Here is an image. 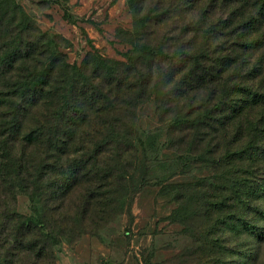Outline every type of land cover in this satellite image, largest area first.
Segmentation results:
<instances>
[{"label": "trees", "instance_id": "trees-1", "mask_svg": "<svg viewBox=\"0 0 264 264\" xmlns=\"http://www.w3.org/2000/svg\"><path fill=\"white\" fill-rule=\"evenodd\" d=\"M146 1L127 0L137 39L123 52L124 60L105 57L91 45L93 51L80 63H70L59 49L56 34L41 30L18 0H0V183L8 191L28 194L30 214L10 211L7 216L14 214L18 221L12 236L20 243L25 244L22 237L35 230L36 240L34 237L27 245L32 248L28 250L37 248L35 256L59 244L63 237L86 232V222L95 210L100 220H108L114 211L122 212L137 190L133 183L136 162L147 155V148L137 139L134 118L137 107L156 95L153 61L169 58L164 41L160 37L150 39V27L160 25L168 14L162 7L164 0H156L148 9L144 8ZM227 4L235 9L245 6L246 13L241 26L231 27L230 21H224L238 44L237 78L232 83L222 80L217 93L202 100L198 109L172 120L175 126L196 129L204 136L209 130L213 132L195 158L217 169L199 182L211 187L214 195L202 193L196 209L186 217L200 221L190 227L192 243L182 249L183 256H196L194 264L233 263L225 258L233 251L224 234L256 246L264 242V225L246 219L254 211L264 220V181L253 182L244 168L245 162L254 161L259 154L257 142L264 137L259 119L249 111L264 105V0H227ZM63 15L68 16L66 10ZM212 30H206L208 39ZM180 46L174 47L172 56L189 60L194 70L188 75L208 66L219 73L218 66L227 62L216 61L212 68V64L206 65L210 56L207 49L192 51ZM240 52L251 56L241 57ZM241 68L252 77L244 76L246 71L241 73ZM236 93L244 94L248 104L242 116L234 103ZM229 123L234 129L230 140L235 145L231 149L225 144ZM82 124L92 129L85 130L84 151L79 158L66 164L49 163L27 152L30 145L40 141L46 152L55 151L53 154L62 158L66 141H72ZM202 135L199 133L196 140L201 142ZM52 170L61 172L62 178L53 180L48 175ZM84 177L90 184L78 203L74 202L73 209L56 211L62 208L63 198L73 185ZM50 196L60 199L57 206L49 204ZM4 259L0 254L1 264Z\"/></svg>", "mask_w": 264, "mask_h": 264}, {"label": "rangeland", "instance_id": "rangeland-1", "mask_svg": "<svg viewBox=\"0 0 264 264\" xmlns=\"http://www.w3.org/2000/svg\"><path fill=\"white\" fill-rule=\"evenodd\" d=\"M18 1L41 30L56 34L59 49L70 63H80L87 53L93 51L91 45L105 57L124 60L123 52L137 39L133 32L134 14L129 10L127 0ZM182 1L164 0L162 7L168 14L160 25L150 27V39L155 41L156 37H160L169 58L153 61L151 70L154 72L152 81L156 95L137 107L134 118L137 139L145 143L147 155L145 153L144 158L139 157L136 162L133 183L137 190L128 205L125 204L120 213L111 211L113 214L108 220H100L95 210L86 222V232L70 238L63 237L59 244L35 256L37 248L28 250L32 248L27 247L28 241L34 237L36 240L35 230L22 237L25 244L20 243L12 236L18 221L14 214L12 218L7 216L10 211L30 214L28 194L18 190L8 191L0 183V254L5 258L2 264H194L196 256H183L182 249L192 243L189 229L200 221L186 217L196 209L202 193L214 195L211 187L205 188L199 182L211 177L217 169L195 158L213 132L209 130L204 136L196 129L185 130L175 126L172 120L178 114L198 109L202 100H208L209 95L217 93L216 88L222 80L232 83L237 78L240 69L235 70V48L238 44L234 41L231 27L241 26L246 13L245 6L235 9L227 4V0H196L192 4H189L190 0ZM155 2L147 0L144 8L153 7ZM65 10L68 16L63 15ZM224 21H230L232 26L224 27ZM211 27L214 30L208 32V39L206 30ZM176 45L192 51L204 47L210 55L205 59L206 65L212 64V68L216 61L227 62L218 66L219 73L208 66L203 70L196 68L198 72L188 75L194 68L181 54H176L179 59L172 56ZM240 56L251 55L240 52ZM245 71L241 68V73ZM247 72L243 75L251 78ZM241 93L235 94L234 103L242 116L248 111V104ZM157 95H160L159 99ZM258 106L249 110L250 115H256L259 126L264 128V105ZM228 121L227 118L225 122ZM231 123L227 124L225 139L229 149L235 145L230 140L234 132ZM87 128L92 129V126L83 127L82 124L75 131L72 141H66L60 159L53 154L55 151L46 152L47 147L40 141L30 145L27 152L30 151L34 159L45 158L49 163L64 161L66 164L83 154ZM199 133L202 135L201 142L195 138ZM257 146L259 154L255 160L244 164L253 182L264 181V137L257 142ZM48 175L53 180L62 178L61 172L54 170ZM85 178L73 185L69 195L63 198L62 208L56 211L73 209L74 202L78 203L80 194L89 187L90 183ZM105 188L109 187H100L97 191H104ZM127 198L129 200L130 197ZM48 199L50 205L57 206L60 202L52 196ZM246 219L264 225V220L254 211ZM224 235H227L226 244L233 251L232 255L225 257L226 260L232 259L231 264H264V242H259L258 247L249 240Z\"/></svg>", "mask_w": 264, "mask_h": 264}, {"label": "built area", "instance_id": "built-area-1", "mask_svg": "<svg viewBox=\"0 0 264 264\" xmlns=\"http://www.w3.org/2000/svg\"><path fill=\"white\" fill-rule=\"evenodd\" d=\"M101 264H107V263H101Z\"/></svg>", "mask_w": 264, "mask_h": 264}]
</instances>
